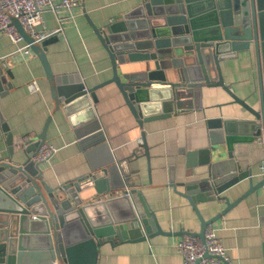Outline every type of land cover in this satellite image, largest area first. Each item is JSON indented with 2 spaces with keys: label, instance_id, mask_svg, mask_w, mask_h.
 I'll return each mask as SVG.
<instances>
[{
  "label": "water",
  "instance_id": "water-1",
  "mask_svg": "<svg viewBox=\"0 0 264 264\" xmlns=\"http://www.w3.org/2000/svg\"><path fill=\"white\" fill-rule=\"evenodd\" d=\"M86 17L108 52L113 70L110 80L93 88H87L78 77L57 76L47 56L50 40L36 41L12 18L42 62L55 105L71 116L84 147L99 142L97 150L88 155L98 151L102 161L87 176L52 187L43 179L40 165L30 159L40 146L27 150V160L21 164L13 160L10 147L8 160L0 161V264H98L106 244L172 234L163 230L142 194L130 188L133 175L128 161H117L102 132L96 133L100 125L92 103L97 101L96 90L110 83L117 85L142 128L145 122L202 107L205 88H222L232 103L252 116L248 120L208 119L210 145L187 154L189 165L200 155L207 177L184 183L171 178L169 185L188 200L201 222L199 232L180 234L204 240L210 224L264 185V173L254 183L252 170H243L234 157L236 144L264 138V0H140L102 28ZM243 51L255 52L258 108L237 96L223 78L221 61ZM137 63L143 64L138 70L130 67ZM12 76L7 65L0 63V98L14 88L9 80ZM74 115L84 118L76 122ZM50 119L38 137L41 144L46 141ZM0 120L11 145L13 134L1 114ZM142 146L149 161L145 138ZM247 178L249 189L237 200L230 202L228 196H221ZM90 190L94 194L86 198ZM135 194L142 202L140 212ZM214 200L225 201L226 207L205 219L198 204Z\"/></svg>",
  "mask_w": 264,
  "mask_h": 264
},
{
  "label": "crops",
  "instance_id": "crops-1",
  "mask_svg": "<svg viewBox=\"0 0 264 264\" xmlns=\"http://www.w3.org/2000/svg\"><path fill=\"white\" fill-rule=\"evenodd\" d=\"M81 1V6L75 8L72 15L66 10L58 14L53 11L44 13L46 30L51 32L45 39L50 40L47 56L57 76L78 77L87 88H93L110 80L113 70L109 54L86 15L102 28L118 20L137 6L140 0ZM58 16L68 18L62 32H55L60 26ZM17 50L18 46L0 33V63H5L12 72L9 80L14 85L7 95L0 98V114L13 134L10 145L0 120V161L8 160L12 147L15 163L25 162L27 150L40 146L38 137L51 118L45 142L54 145L57 152L49 161L40 164L43 179L52 187H60L87 176L102 161L98 151L88 155V152L97 150L99 142L89 148L81 144L82 139L77 136L71 116L63 107L55 105L38 56L33 51L28 55ZM220 64L225 84L241 99L258 108L259 81L255 52H239L237 57L224 59ZM142 65L137 63L130 67L138 70ZM33 80H37L40 86L37 93L28 89V84ZM96 95L97 101L92 103L100 125L96 133L102 132V138L109 144L117 161H128L133 175L130 188L142 194L163 230L172 232L136 243L106 244L101 248L98 264H183V257L177 249V243L183 237L180 233L199 232L201 222L188 200L169 185L170 180L173 178L176 183H184L207 177V166L199 163L200 155L193 157L191 166L187 154L210 145L208 119L248 120L252 118L251 114L239 104L232 103V98L222 88H205L202 107L145 122L142 128L115 83L98 88ZM83 118L76 116L73 120L77 122ZM143 134L149 149V161L140 142L144 141ZM234 157L243 170H252L254 183L262 180L263 137L236 144ZM249 186L250 180L247 178L221 196H228L230 202H234ZM177 189L184 191L183 187ZM91 194H94V190L86 193L85 197ZM133 197L136 208L142 211L140 197L137 194ZM117 207L121 209L122 206ZM198 207L205 219H211L226 204L225 201L214 200L199 203ZM210 225L214 226L232 264H264V185Z\"/></svg>",
  "mask_w": 264,
  "mask_h": 264
},
{
  "label": "built area",
  "instance_id": "built-area-1",
  "mask_svg": "<svg viewBox=\"0 0 264 264\" xmlns=\"http://www.w3.org/2000/svg\"><path fill=\"white\" fill-rule=\"evenodd\" d=\"M81 0H0V33L8 36L11 41L18 46V52L31 54L32 50L25 43L23 35L12 18L18 19L23 28L38 42L44 41L50 31L46 30L44 13L53 11L58 14L61 10H66L73 14V10L81 6ZM67 17L58 16L60 23L55 32H62L64 22ZM42 27L43 29H39ZM28 89L32 93L40 91L37 80L28 84ZM143 143L142 140H140ZM57 152V148L45 142L30 156L31 161L40 165L49 161ZM264 171V165L262 166ZM177 249L183 257V264H232L220 238L216 235L213 225H209L205 231V238L202 240L194 234H185L177 243Z\"/></svg>",
  "mask_w": 264,
  "mask_h": 264
}]
</instances>
